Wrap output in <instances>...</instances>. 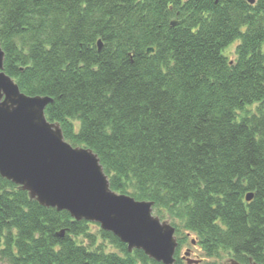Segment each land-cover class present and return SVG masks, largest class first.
<instances>
[{
  "label": "trees",
  "instance_id": "16d2710c",
  "mask_svg": "<svg viewBox=\"0 0 264 264\" xmlns=\"http://www.w3.org/2000/svg\"><path fill=\"white\" fill-rule=\"evenodd\" d=\"M0 42L4 72L52 98L45 116L113 190L153 201L204 257L264 264V0H0ZM126 250L0 177V263L162 264Z\"/></svg>",
  "mask_w": 264,
  "mask_h": 264
},
{
  "label": "water",
  "instance_id": "95a60500",
  "mask_svg": "<svg viewBox=\"0 0 264 264\" xmlns=\"http://www.w3.org/2000/svg\"><path fill=\"white\" fill-rule=\"evenodd\" d=\"M97 44L100 48L101 41ZM3 58L0 46V177L41 206L65 210L77 221L97 222L125 243L128 252L137 248L149 259L174 264L177 239L169 218L152 214L153 201L112 190L98 155L90 148L71 146L59 123L46 119L44 109L52 98L21 92L4 72ZM251 198L247 193L245 200ZM183 258L187 264L199 262L189 252ZM222 264L243 263L226 257ZM246 264L260 263L249 257Z\"/></svg>",
  "mask_w": 264,
  "mask_h": 264
},
{
  "label": "rangeland",
  "instance_id": "374dc122",
  "mask_svg": "<svg viewBox=\"0 0 264 264\" xmlns=\"http://www.w3.org/2000/svg\"><path fill=\"white\" fill-rule=\"evenodd\" d=\"M235 46V42L233 44H230L223 50V54L228 56L229 59H234L235 56L233 54V48ZM264 48V46H263ZM153 213L157 216H159L161 219H166L165 213H156L155 210H153ZM166 217V218H165ZM172 225L177 226L179 229V233L177 234L178 238H181L183 241L181 245L179 246L180 250L178 252V256L181 258L183 251L185 249H189L191 252L192 258H201L203 261L200 264H219L220 259L222 257L231 255V253L222 252L219 256H212V257H204V254L200 251L199 247L197 245H191L190 239H193L195 235L192 232L184 230L178 223V221L175 218H171ZM92 232H95V228H92ZM83 238H80L82 240ZM84 243H87V240L84 239ZM97 243L103 245L104 249L107 252H117L119 253V250L111 243L108 239H102L97 235ZM4 262H1L0 264H3ZM182 264H186L184 261H182Z\"/></svg>",
  "mask_w": 264,
  "mask_h": 264
},
{
  "label": "bare ground",
  "instance_id": "6f19581e",
  "mask_svg": "<svg viewBox=\"0 0 264 264\" xmlns=\"http://www.w3.org/2000/svg\"><path fill=\"white\" fill-rule=\"evenodd\" d=\"M61 235V234H60ZM134 250H140V249H133L131 252H128V250H126L128 253H132ZM141 251V250H140ZM143 252V251H142ZM187 252H188V250H187ZM145 255V254H144ZM146 256V255H145ZM225 257H222L221 259L223 260ZM220 259V263L219 264H222V260ZM199 260H203V259H201V258H199ZM248 261V260H247ZM247 262H245V263H243V264H246Z\"/></svg>",
  "mask_w": 264,
  "mask_h": 264
}]
</instances>
